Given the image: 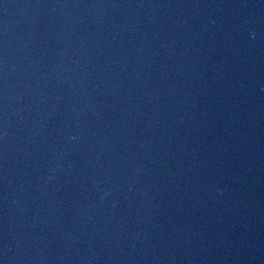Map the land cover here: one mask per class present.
<instances>
[{
    "label": "water",
    "instance_id": "water-1",
    "mask_svg": "<svg viewBox=\"0 0 264 264\" xmlns=\"http://www.w3.org/2000/svg\"><path fill=\"white\" fill-rule=\"evenodd\" d=\"M0 264H264V0H0Z\"/></svg>",
    "mask_w": 264,
    "mask_h": 264
}]
</instances>
